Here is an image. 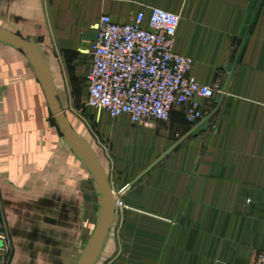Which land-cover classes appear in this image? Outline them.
<instances>
[{
  "label": "crops",
  "instance_id": "0c3cea01",
  "mask_svg": "<svg viewBox=\"0 0 264 264\" xmlns=\"http://www.w3.org/2000/svg\"><path fill=\"white\" fill-rule=\"evenodd\" d=\"M250 6L0 0V30L31 45L55 106L125 205L88 264H251L264 249V6L247 26ZM154 7L180 17L175 51L194 60L201 83L221 90L201 100L204 118L186 120L190 102L151 126L86 102L83 114L70 112L102 16L128 22L145 11L148 26ZM0 199L8 264H81L111 210L96 163L53 114L35 65L2 38Z\"/></svg>",
  "mask_w": 264,
  "mask_h": 264
},
{
  "label": "built area",
  "instance_id": "2783aa9c",
  "mask_svg": "<svg viewBox=\"0 0 264 264\" xmlns=\"http://www.w3.org/2000/svg\"><path fill=\"white\" fill-rule=\"evenodd\" d=\"M145 20V11L128 22L102 16L91 44L85 102L145 126L168 121L174 106L190 102L186 120L195 125L204 118L201 100L221 90L201 83L192 74L194 60L175 51L178 15L154 7L148 26ZM116 205L125 207L120 198ZM9 245L0 206V264H8ZM251 264H264V249Z\"/></svg>",
  "mask_w": 264,
  "mask_h": 264
},
{
  "label": "water",
  "instance_id": "95a60500",
  "mask_svg": "<svg viewBox=\"0 0 264 264\" xmlns=\"http://www.w3.org/2000/svg\"><path fill=\"white\" fill-rule=\"evenodd\" d=\"M263 6H264V0H251L250 13H249L248 20H247V26H248L249 23L253 22V19L255 20L257 18V16L261 12ZM0 38H2V39L6 40L8 42H11V43L19 46L28 55V57L30 58V60L33 62V64L35 65V67L37 69L39 80H40V82H41V84H42V86L44 88V91L46 93V96H47V99H48V102H49V105L51 107V110H52L53 114L55 115L57 120L60 122L62 127L69 134H71L73 137H75L77 140H79L83 144V146L86 148L87 152L90 154V156L92 157V159L94 160V162L96 163V165H97V167L99 169L100 176H101V179H102V183H103V185H104V187H105V189L107 191L108 200L111 203V210L106 215L105 219L103 220L98 232L96 233L94 239L92 240V242H91V244H90V246H89V248H88V250L86 252L84 260L81 263V264H88L92 254L94 252V250L96 249V247H97L102 235L104 234V232H105L110 220L112 219V217H113V215L115 213V209L117 207L116 206V197H115L114 193L111 191V189L109 187V184H108V181H107V177H106L103 169L101 168V166L99 164V161L96 158V156L93 153V151L90 149V147L83 140H81L74 133L72 128L69 126L65 115L61 112V110L58 107L55 106V104H54V102L52 100V97H51L50 90H49V88L47 86V83H46V80L44 78V75H43V72H42V68L40 66L39 59H38L37 55L35 54L34 50L32 49L31 45L28 42H26L25 40L17 38V37H14V36L4 32V31H1V30H0ZM244 49H245V46L242 49V52H241V55H240V59H241V57H242V55L244 53ZM222 95L218 96V98L216 99L217 105H220L221 99H222ZM213 115H214V112L208 118V120L210 122H213Z\"/></svg>",
  "mask_w": 264,
  "mask_h": 264
},
{
  "label": "rangeland",
  "instance_id": "374dc122",
  "mask_svg": "<svg viewBox=\"0 0 264 264\" xmlns=\"http://www.w3.org/2000/svg\"><path fill=\"white\" fill-rule=\"evenodd\" d=\"M87 90H88V82H87V75H86L77 81L76 88L73 92V98H74L76 103L72 104V101H71V103H70L71 108H69L70 112L75 113V114H83V111L78 110V107H80L82 104H85V100H86V96H87L86 95ZM76 105H77V107H76ZM2 204H3V200L0 199L2 219H3V223H4V228L6 231L7 215L5 214V211H4L5 209H4ZM8 241H9V238H8ZM9 244H10V242H9Z\"/></svg>",
  "mask_w": 264,
  "mask_h": 264
}]
</instances>
